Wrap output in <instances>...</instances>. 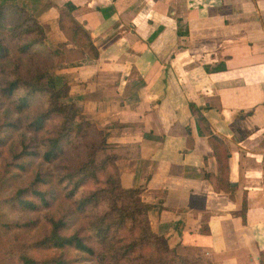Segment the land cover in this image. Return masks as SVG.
<instances>
[{
    "label": "crops",
    "instance_id": "crops-1",
    "mask_svg": "<svg viewBox=\"0 0 264 264\" xmlns=\"http://www.w3.org/2000/svg\"><path fill=\"white\" fill-rule=\"evenodd\" d=\"M88 32L97 57L63 63L69 95L122 152L121 183L142 189L170 247L211 264H259L264 251V0H33L50 47L67 40L59 10ZM230 153L232 193L189 104ZM246 203L245 220L240 214Z\"/></svg>",
    "mask_w": 264,
    "mask_h": 264
},
{
    "label": "trees",
    "instance_id": "trees-1",
    "mask_svg": "<svg viewBox=\"0 0 264 264\" xmlns=\"http://www.w3.org/2000/svg\"><path fill=\"white\" fill-rule=\"evenodd\" d=\"M32 4L0 0V264H211L152 230V204L121 183L122 152L69 95L59 66L98 56L75 6L60 8L67 40L53 48ZM189 108L217 164L205 178L232 193L225 142Z\"/></svg>",
    "mask_w": 264,
    "mask_h": 264
},
{
    "label": "rangeland",
    "instance_id": "rangeland-1",
    "mask_svg": "<svg viewBox=\"0 0 264 264\" xmlns=\"http://www.w3.org/2000/svg\"><path fill=\"white\" fill-rule=\"evenodd\" d=\"M88 187L90 186V185H87ZM31 233H33V232H31Z\"/></svg>",
    "mask_w": 264,
    "mask_h": 264
}]
</instances>
